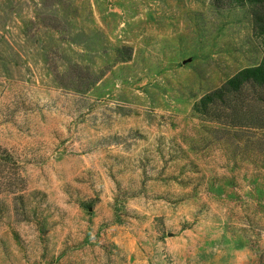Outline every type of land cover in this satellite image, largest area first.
<instances>
[{
    "label": "rangeland",
    "instance_id": "374dc122",
    "mask_svg": "<svg viewBox=\"0 0 264 264\" xmlns=\"http://www.w3.org/2000/svg\"><path fill=\"white\" fill-rule=\"evenodd\" d=\"M263 55L243 6L0 0V264H264V93L194 109Z\"/></svg>",
    "mask_w": 264,
    "mask_h": 264
},
{
    "label": "trees",
    "instance_id": "16d2710c",
    "mask_svg": "<svg viewBox=\"0 0 264 264\" xmlns=\"http://www.w3.org/2000/svg\"><path fill=\"white\" fill-rule=\"evenodd\" d=\"M221 7L243 6L246 7L251 15L253 30L256 36L264 41V0H213ZM248 88H253L264 93V55L260 63L247 66L236 72L233 76L219 88L208 92L200 98L195 104L194 109L200 114L208 115L210 111H217L222 104L227 105L231 99L246 91ZM228 102V103H227ZM7 162L5 158L0 156V171H3L4 163ZM12 168H17L16 162H13ZM11 180V179H10ZM10 183V184H9ZM3 182H0V189ZM5 184L4 188L9 189ZM4 185V184H3ZM2 185V187H3ZM15 185V183H14ZM14 188L9 191L14 192Z\"/></svg>",
    "mask_w": 264,
    "mask_h": 264
}]
</instances>
